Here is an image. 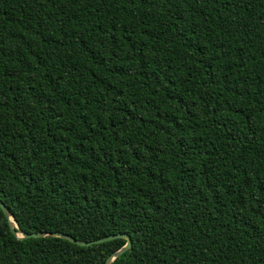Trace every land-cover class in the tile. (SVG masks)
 Returning a JSON list of instances; mask_svg holds the SVG:
<instances>
[{
	"label": "trees",
	"instance_id": "obj_1",
	"mask_svg": "<svg viewBox=\"0 0 264 264\" xmlns=\"http://www.w3.org/2000/svg\"><path fill=\"white\" fill-rule=\"evenodd\" d=\"M0 202V264H264V0H0Z\"/></svg>",
	"mask_w": 264,
	"mask_h": 264
},
{
	"label": "water",
	"instance_id": "obj_2",
	"mask_svg": "<svg viewBox=\"0 0 264 264\" xmlns=\"http://www.w3.org/2000/svg\"><path fill=\"white\" fill-rule=\"evenodd\" d=\"M0 207L2 209V211L6 214V216L9 218L10 220V228L12 230V232H14L19 238L21 239H28V238H43L45 236H48V234L45 233H33V234H24L22 232L18 233L14 230V226L17 227V223L14 221L13 217L11 216L8 208L5 206L4 203L0 202ZM20 235V236H19ZM51 236L54 237H59V238H63L66 239L74 244L80 245V246H91L93 244H100V243H104V242H108V241H112V240H116V239H125L127 242L125 244V246H123L119 251H117L116 253H114L113 255H111L105 262V264H111L117 257H119L120 255H122L123 253L129 251L132 248V240L130 238V236L128 235H112V236H108L96 241H92V242H83V241H79L77 239L72 238L71 236H67V235H62L59 233H55V234H51Z\"/></svg>",
	"mask_w": 264,
	"mask_h": 264
}]
</instances>
